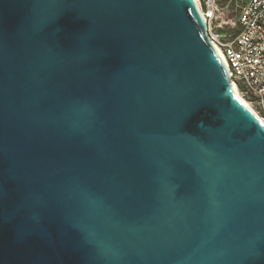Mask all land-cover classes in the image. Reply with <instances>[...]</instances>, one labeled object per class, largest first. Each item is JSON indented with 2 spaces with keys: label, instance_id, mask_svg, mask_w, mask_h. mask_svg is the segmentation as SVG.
Wrapping results in <instances>:
<instances>
[{
  "label": "water",
  "instance_id": "95a60500",
  "mask_svg": "<svg viewBox=\"0 0 264 264\" xmlns=\"http://www.w3.org/2000/svg\"><path fill=\"white\" fill-rule=\"evenodd\" d=\"M0 264H264V124L195 0H0Z\"/></svg>",
  "mask_w": 264,
  "mask_h": 264
},
{
  "label": "built area",
  "instance_id": "2783aa9c",
  "mask_svg": "<svg viewBox=\"0 0 264 264\" xmlns=\"http://www.w3.org/2000/svg\"><path fill=\"white\" fill-rule=\"evenodd\" d=\"M197 7L232 77L264 113V0H229L226 7L219 0H197ZM232 11L236 17L229 23Z\"/></svg>",
  "mask_w": 264,
  "mask_h": 264
},
{
  "label": "bare ground",
  "instance_id": "6f19581e",
  "mask_svg": "<svg viewBox=\"0 0 264 264\" xmlns=\"http://www.w3.org/2000/svg\"><path fill=\"white\" fill-rule=\"evenodd\" d=\"M196 4H197V0ZM199 8V7H198ZM199 10L201 11V9L199 8ZM219 55L222 59V63H223V67L225 69L226 75H227V79L229 82V86L231 91L239 98L241 99L244 103H246L251 109L252 111L257 115V117L262 121V123L264 124V118L260 115V113L251 105V103H249L240 93L239 91V86L237 84V82L234 80V78L232 77V72L231 69L229 67L227 58L225 57L224 53L221 51V49L219 47H217Z\"/></svg>",
  "mask_w": 264,
  "mask_h": 264
},
{
  "label": "rangeland",
  "instance_id": "374dc122",
  "mask_svg": "<svg viewBox=\"0 0 264 264\" xmlns=\"http://www.w3.org/2000/svg\"><path fill=\"white\" fill-rule=\"evenodd\" d=\"M220 2V5L222 7H226V5L228 4L229 0H219ZM236 17V11H232L230 12L229 14V17L227 18L228 19V22L230 23V21H232L233 19H235ZM236 31V30H235ZM239 91L241 93V95L249 102L251 103V105L260 113V115L264 118V113L257 107V105L255 103H253V101L250 99V97L245 93V91L239 87Z\"/></svg>",
  "mask_w": 264,
  "mask_h": 264
}]
</instances>
